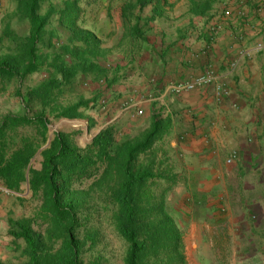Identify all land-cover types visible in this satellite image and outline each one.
I'll return each mask as SVG.
<instances>
[{"label": "crops", "instance_id": "1", "mask_svg": "<svg viewBox=\"0 0 264 264\" xmlns=\"http://www.w3.org/2000/svg\"><path fill=\"white\" fill-rule=\"evenodd\" d=\"M0 6V42L8 38L15 43L17 35L28 36V22L24 34L8 26L20 11L19 0H0ZM72 7L73 26L93 34L97 56H109L105 66L117 80L114 89L121 93L124 111L116 116H141L145 127L154 116L168 120L167 131L157 142L164 140L174 152L181 148L178 143L184 144L189 204L208 208L212 219L213 214H223L221 200L229 205L234 190L249 191L264 172V50L253 51L264 42V0H41L42 14H50L46 42L52 44L60 31L71 38L61 15ZM8 47L12 49L11 44ZM242 49L248 53L241 56ZM235 60L238 64L232 67ZM208 70L229 90L228 96L217 100V83L179 95L167 89ZM4 78L0 74V92L16 91L17 81L12 84ZM92 104L85 118L71 121L87 128L96 125L98 133L99 112L103 117L100 108L105 105ZM138 109L142 115L135 114ZM232 152L237 157L227 163ZM170 154L165 151L163 158ZM241 205L236 228L225 237L251 236L246 245L264 248V197ZM9 211L6 196L0 194V264H19L21 251L9 234ZM249 216L256 219L254 224ZM191 234L204 236L195 230ZM257 237L258 242H252ZM244 244L237 250L251 259L258 250L243 252Z\"/></svg>", "mask_w": 264, "mask_h": 264}, {"label": "rangeland", "instance_id": "2", "mask_svg": "<svg viewBox=\"0 0 264 264\" xmlns=\"http://www.w3.org/2000/svg\"><path fill=\"white\" fill-rule=\"evenodd\" d=\"M20 6L19 2L21 10ZM41 10L40 2L39 11L42 14ZM10 22L8 26H12L18 34H24L27 31V21L20 11L17 17L11 18ZM69 29L73 34L71 28ZM69 29L66 30L69 31ZM48 33V29H44L43 42L38 52L46 61L45 65L22 81L17 76L4 78L7 82L12 80V84L16 80L17 87L16 91L12 89L11 92L7 90L0 92V124L7 115L22 111V100L17 94L18 90L24 94L28 90L39 87L49 79L51 70L54 71L49 65L50 61L63 50L62 47L68 43V37L67 32L60 31L53 43L49 44L46 42L47 36L50 35ZM27 37L17 35L15 43H9L8 38L4 43L0 42V61H13L11 59L19 58L24 64L26 56H21V53ZM9 44L12 45V49H9ZM10 52L12 56L8 55ZM108 57L98 56V61L105 66L108 63ZM58 76L60 77L59 74ZM114 81V74L110 73L108 69L103 77H98L93 71H89L85 75L79 72L72 83L60 79V82L54 85L52 100L47 107V116L50 120L48 142L40 146L41 136L38 128L33 125H23L10 130L7 150L13 152L22 146L24 138L31 139L36 145H39L28 165L29 171L30 168L41 169V151L57 132L64 133L70 143L81 148L86 147L97 134L96 125L93 124L94 126L91 125L93 127L87 128V124L72 122V119L69 118L57 117L64 107L77 103L81 98L91 100L89 108L83 110L82 118H85L86 113L93 107L92 102L96 103L95 105H98L99 102L100 107L105 105L100 108L103 109V117L99 112L103 124L98 126L100 129L110 125L114 126L118 140L124 139L128 134L141 137L150 128L151 123L149 122L150 125L145 127L146 121L141 116L139 118L122 114L116 116L119 111H122V98L121 93L119 95L115 92L114 86L117 80ZM119 83L120 81L117 85ZM113 101L114 103H112ZM180 115L186 117L182 113ZM106 122L108 123L105 124ZM181 144L184 146L183 143H178L179 147L181 146V148H177L179 152H174V150L168 149L164 140L156 141L150 150L138 157V166H151L159 176L149 181L148 196L143 197L140 202V205L146 208L142 216H149L150 222H152L151 226L147 224L148 230L145 229L143 234L148 239V250L143 256L142 262L144 264H264V248L246 245L247 242L249 243V239H252L251 236L244 237L245 239L237 236L236 238L225 237L228 230L236 228V223H238L236 219H239L241 215L242 201L249 204L250 200L257 201L264 197V172L258 174L257 177L260 176V179L257 181L259 182L252 184L254 189L239 192L234 190V196L228 198L229 205L222 199L220 207L224 209L223 214H213L214 219H212L208 208L201 210L200 206L189 204V173L185 170L187 160L185 146L182 147ZM165 151L171 152L167 160L163 158ZM88 174V176L83 175L84 177L82 176L80 179L74 177L71 185V191L78 204L79 226L76 232L82 241L83 262L84 264H125L128 244L118 233L115 225L118 207L114 198V190L118 184V175L116 172L110 175L107 172V167L101 162L90 166ZM231 176L235 179L233 173ZM0 184L7 187L1 179ZM10 191L11 193L8 195L0 192L6 196V202L10 209L7 217L8 224L11 220L29 218L32 227L48 241V246L52 248V251L59 249L62 245V238L51 230L52 225L45 216V201L42 193L34 194L28 179L20 190ZM249 217V220L254 224L256 219ZM249 223L248 221L247 224ZM194 230L199 234L203 232L204 236L195 237L191 234ZM230 234L233 235V233ZM259 238H254L252 242L255 240L258 242ZM241 242L246 245L243 252L258 250L257 253H254V257L246 259L247 254L238 252L237 248ZM17 243L21 245L23 241L19 240ZM18 248L20 249V246ZM20 257L19 264L21 260L22 262L26 260L21 256V253Z\"/></svg>", "mask_w": 264, "mask_h": 264}, {"label": "trees", "instance_id": "3", "mask_svg": "<svg viewBox=\"0 0 264 264\" xmlns=\"http://www.w3.org/2000/svg\"><path fill=\"white\" fill-rule=\"evenodd\" d=\"M19 2L20 12L30 25L21 53L26 59L24 64L19 58L0 61V74L5 78L17 76L22 81L46 63L38 52L50 14L40 13L41 0ZM75 12L72 7L61 15L63 21L67 20V27L71 28L73 34L62 47L63 50L50 61L49 65L54 71L51 70L49 79L24 94L18 90L22 111L7 115L0 124V179L13 191L20 190L28 179L33 193H42L45 216L52 225L51 230L62 238V245L53 252L48 246V241L32 227L29 218L11 220L9 234L15 244L20 246L21 256L26 258L24 264H84L82 241L76 232L79 226L78 204L71 191V185L74 177L80 179L83 175L88 176L89 167L101 162L107 167L110 175L116 172L119 178L114 190L118 207L115 225L128 244L125 264H144L142 258L148 250V239L143 234L152 222L149 216H142L146 208L142 207L140 202L143 197L148 196L149 181L159 176L151 166H138V157L150 150L167 131L168 120L154 116L150 128L141 137L128 134L120 140L116 138L115 127L110 125L101 129L84 148L70 143L64 133L57 132L41 151L42 167L39 170L30 168L28 171V165L37 152V146L39 147L31 139L24 138L22 146L13 152L7 150L10 130L23 125L38 128L41 136L40 146L48 142L50 120L47 107L52 100L54 85L59 83L60 79L72 83L79 72L85 75L93 71L98 77L106 74L107 68L98 61L93 34L89 30L73 26ZM90 101L81 98L77 103L64 107L57 117L82 118L83 110L89 108ZM19 240H22L23 244H18Z\"/></svg>", "mask_w": 264, "mask_h": 264}, {"label": "built area", "instance_id": "4", "mask_svg": "<svg viewBox=\"0 0 264 264\" xmlns=\"http://www.w3.org/2000/svg\"><path fill=\"white\" fill-rule=\"evenodd\" d=\"M262 50H264V42H259L255 45V48L253 51L259 52ZM245 53H248V52H246L243 49L240 51L241 56H243ZM237 64H238V60H235L232 63V67H236ZM213 84H216L215 96L217 100H221L222 98L230 94L229 90L225 86H223L222 84L216 81V76L211 70H208L202 74L194 76L193 78L188 79V80H180V81L171 83L167 89L169 92L179 95V94L193 91L200 87L210 86ZM135 114L142 115L143 110L138 109ZM236 157H237V153L232 152L231 156L227 158L226 160L227 163H231ZM0 192L6 195L11 193V191L7 187L1 184H0Z\"/></svg>", "mask_w": 264, "mask_h": 264}]
</instances>
